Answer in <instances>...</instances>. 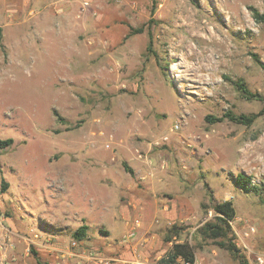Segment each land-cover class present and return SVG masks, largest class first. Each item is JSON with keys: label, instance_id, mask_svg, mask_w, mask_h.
Wrapping results in <instances>:
<instances>
[{"label": "rangeland", "instance_id": "rangeland-1", "mask_svg": "<svg viewBox=\"0 0 264 264\" xmlns=\"http://www.w3.org/2000/svg\"><path fill=\"white\" fill-rule=\"evenodd\" d=\"M251 8L264 0H0V258L158 264L175 225L194 264H264V114L207 120L263 108ZM224 201L241 259L197 235Z\"/></svg>", "mask_w": 264, "mask_h": 264}, {"label": "trees", "instance_id": "trees-1", "mask_svg": "<svg viewBox=\"0 0 264 264\" xmlns=\"http://www.w3.org/2000/svg\"><path fill=\"white\" fill-rule=\"evenodd\" d=\"M252 16L256 22L264 23V15L260 14L256 9L251 8ZM1 39V36H0ZM254 61L264 69V64H262L256 55H252ZM236 88L240 93L247 99H256L259 96L252 94L246 86L238 81L235 83ZM264 101V99H259ZM264 114V104L263 108L257 114H252L250 116L239 115L235 116L230 113L225 114L223 117L214 119L213 117H207V120H212L214 122H222L225 119L234 122L239 125L250 127L260 116ZM56 115V114H55ZM57 116V115H56ZM61 121V118H59ZM12 144V140H0V151L7 148ZM125 169L131 173L126 165ZM235 184L245 193L259 194L260 190L258 186H254L250 179L245 177V175L237 174L235 179ZM3 189H6V184L3 185ZM213 212V217L211 220L207 221L201 228L197 230V235L204 240L212 241L217 247L223 249L230 253L234 258L241 259L239 248L235 244V235L231 227V223L235 220L236 213L232 202L224 201L222 203H215L211 206ZM182 228L177 226H172L166 233L164 237V242L171 245L170 249L167 251L164 257H162L158 264H178L183 262L184 264H194L195 263V249L187 241L178 242L180 238ZM88 227L81 226L73 234V239L77 241H82L87 235ZM241 264H247L246 261H241Z\"/></svg>", "mask_w": 264, "mask_h": 264}, {"label": "built area", "instance_id": "built-area-1", "mask_svg": "<svg viewBox=\"0 0 264 264\" xmlns=\"http://www.w3.org/2000/svg\"><path fill=\"white\" fill-rule=\"evenodd\" d=\"M2 228H3V226H2L1 221H0V230ZM133 235L134 234L131 233V234L128 235L127 238L131 239V238H133ZM73 246H76V243H73ZM2 249H3V251H4V249L10 251L12 248H7V249L6 248H0V254L3 252ZM74 256L77 259L78 264H86L87 262H91V263H95V264L96 263H101L102 264L103 259H104L100 254H97V253H95L93 251H87V254H85V253L75 254ZM61 257H62V259L59 260L60 262L63 261L64 255H62ZM4 259H5V257L4 258H0V264H13L12 260L10 262L8 257H7V260H4ZM125 264H140V261L136 258V259H133V260H131L129 262H125Z\"/></svg>", "mask_w": 264, "mask_h": 264}, {"label": "bare ground", "instance_id": "bare-ground-1", "mask_svg": "<svg viewBox=\"0 0 264 264\" xmlns=\"http://www.w3.org/2000/svg\"><path fill=\"white\" fill-rule=\"evenodd\" d=\"M185 23H186V22H185ZM187 24L190 25L191 27L193 26V25H192V22H191V23H188V22H187ZM188 27H189V26H188ZM211 30H212V29H211ZM209 33H210V31H209ZM210 36H212V33H210ZM188 47H189V46H188ZM188 49H189V48H188ZM207 58H208V57H207ZM201 61H202V60H201ZM199 62H200V61H199ZM199 62H198V63H199ZM206 62H207V61H206ZM203 63H205V62L203 61ZM208 63H209V62H208ZM200 67H201V65H199V68H200ZM205 67H206V66H205ZM206 68H207V67H206ZM206 68H205V69H206Z\"/></svg>", "mask_w": 264, "mask_h": 264}, {"label": "crops", "instance_id": "crops-1", "mask_svg": "<svg viewBox=\"0 0 264 264\" xmlns=\"http://www.w3.org/2000/svg\"><path fill=\"white\" fill-rule=\"evenodd\" d=\"M82 241H83V240H82ZM80 242H81V241H80ZM81 243H82V242H81ZM83 243H85V242H83ZM84 245H85V244H84ZM110 250H111V249H110ZM12 251H13V250H10L11 253H13ZM10 252H9V253H10Z\"/></svg>", "mask_w": 264, "mask_h": 264}]
</instances>
